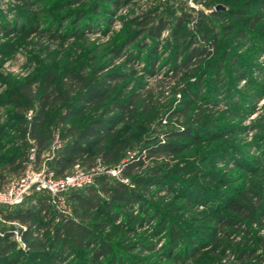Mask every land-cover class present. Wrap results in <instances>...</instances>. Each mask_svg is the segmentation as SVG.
Returning <instances> with one entry per match:
<instances>
[{
  "label": "rangeland",
  "instance_id": "374dc122",
  "mask_svg": "<svg viewBox=\"0 0 264 264\" xmlns=\"http://www.w3.org/2000/svg\"><path fill=\"white\" fill-rule=\"evenodd\" d=\"M81 1L63 5V0H31L30 6L23 0H0V168L13 158L17 163L27 158L31 124L40 110L38 102L46 89L47 76H54L51 86L65 92L72 87L71 75L86 78L97 72L99 82L105 75L118 74L117 79L108 82L104 97L86 101L81 105V112L67 123L56 119L46 130L55 137L61 128L71 123L83 128L91 120L105 115L115 101L138 96L131 114L121 116L122 122L103 147L114 150V155H122L121 161L114 165L103 163L100 157L90 165L80 161L67 176L94 175L87 187L98 189L95 179L101 175H108L112 182L119 180L133 186L132 179L123 175L130 162L144 163L143 167L134 169L136 177L148 176L157 169L164 182L145 194L150 203L148 212L153 207V210H162L166 214L167 229L176 226L182 233L180 240L173 242L168 231L160 235L151 229L157 221L144 225L129 221L128 228L115 232L116 226L126 222L127 209L120 210L118 222L99 230L109 238V244L122 252L125 264H192V257L177 261V255L183 254L188 242L193 240L190 252L200 244L209 246L212 230L218 224L217 216L228 213V206L238 191L255 179L252 169L264 170V0H132L117 9L106 2L104 5L112 10L110 22L107 26L102 23L106 27L93 30L77 24L76 17L78 12H89L95 0ZM247 1L250 7L241 17L227 14L231 6ZM147 18L153 21L141 25L147 26L146 30L164 20L166 26L160 36L153 40L145 31L135 43L124 48L120 56H115L113 50L142 30L138 22ZM252 18H257L255 27L249 29ZM92 20L97 24V19ZM179 22L182 29L176 34ZM32 25L36 28L34 33L22 32L23 26L28 29ZM200 27L211 30L219 48L213 49L211 42L203 39ZM241 29L245 30V35L238 33ZM56 32L65 36L52 39ZM78 33L82 34L81 38ZM201 46L211 47L215 58L219 55L223 59L219 69H212L198 85L193 84L197 93L194 97L183 93V71L176 75L172 66L181 65L194 48ZM191 68L197 73L208 69ZM243 74L246 79L241 77ZM195 80L198 82L195 77L190 81ZM51 93V102L45 109L47 121L64 111L58 100L60 95ZM26 94L34 98L31 106ZM192 99L194 107L208 110L206 116L215 114L208 119L214 135L202 134L196 129L194 134L202 139L181 138L190 147L180 155L150 154V148L171 140L170 132L192 126L187 120L191 112L184 111L185 102ZM114 114L119 111L114 110ZM22 117H26V123H22ZM221 125L227 126L226 132L217 131ZM54 154L51 147L43 154L40 164ZM188 163L195 170L176 176L177 170ZM3 173L8 175V183L16 178L8 170ZM204 174L214 178L213 182L204 180ZM173 178L178 182L176 186H172ZM62 199L60 205L48 202L46 222L49 224L44 231V235L49 232L47 238L63 225L64 216L95 230L92 220L80 219L75 204L68 202L65 194ZM190 200L192 204H188ZM140 213L144 215L139 206L132 211V214ZM105 219L100 218L96 224ZM2 224L22 227L18 221L3 223L0 219V227ZM208 250L209 247L202 249L203 258L194 262L217 263L207 259ZM91 254L90 250L80 249L78 257L69 253L57 263L51 254L36 259L34 264H92L83 259ZM109 261V255L102 259L103 264ZM231 261L232 258H226L224 263Z\"/></svg>",
  "mask_w": 264,
  "mask_h": 264
},
{
  "label": "trees",
  "instance_id": "16d2710c",
  "mask_svg": "<svg viewBox=\"0 0 264 264\" xmlns=\"http://www.w3.org/2000/svg\"><path fill=\"white\" fill-rule=\"evenodd\" d=\"M23 1L30 6L32 4L31 0ZM78 1L81 0H63L65 2L63 5ZM130 1L132 0H95V3L93 2L91 4L89 12H78L76 23L85 25V28L89 30L106 27L110 22L112 10L104 4L109 2L114 9H117L118 7L128 5ZM81 2H84V0ZM263 5L264 3H262ZM249 7V1L243 2L231 6L227 14L241 17ZM92 19H97V24L92 22ZM256 19L249 22V29L255 27ZM152 21V18L139 20L138 25H149L150 23L152 24ZM102 23L106 24V26H103ZM165 26L164 20H161L156 26L149 27L148 30H146L147 26H141L143 27L141 28L142 30L136 31L133 37L123 40V44L119 47L117 46L113 50V53L117 57L120 56L122 50L135 43L145 31L148 32L151 39H156L160 36V32ZM28 27L27 29L26 26H23L21 29L22 32L28 34L35 32L36 28L34 25ZM181 27L182 22H179L176 25V34H179V31L182 29ZM199 31L202 33L203 39L211 42L213 49L219 48L218 39L216 36L215 38L211 36V30L209 28L200 27ZM244 31V29H241L238 33L245 35ZM76 35L79 38L82 37L80 33ZM64 36V34L59 35L56 32L52 36V39L57 40ZM245 38L248 37L245 36ZM210 48L204 46L194 48L193 52L185 58V61L181 65L175 64L172 66L176 75L183 71L184 94L196 97L197 93L193 89V84L198 85L208 75V72H211L212 69L220 68L219 66L221 65L220 63L223 57L220 58L218 55L215 58ZM153 65L155 64L153 63ZM192 66H204L208 69L197 73L192 70ZM118 77V74L105 75L104 80L97 82V72L87 75L86 78L71 75L72 87L70 90L64 92L61 88L58 89V87L51 86L54 76H47L45 80L46 89H44V94L38 102L40 110L31 124L32 128L29 134V137L34 140L38 149V164H40L43 154L51 149L56 140L55 137L61 143V148L55 152L51 159L47 160V166L55 172L58 178L69 175V171L80 161L88 165L95 163L98 157L105 164L114 165L121 161L122 155L119 153L114 155V150H107L103 147L109 143V135L111 132L122 122L123 118L121 116L131 114V109H133L136 101L139 99L138 96L133 95L127 97L124 101H115L113 108L108 109L105 115L91 120L83 128H77L71 123L61 128L59 134L55 137H52L51 133L46 130L48 125H54L53 120L57 119L62 124L67 123L70 118L76 116L75 114L81 112L83 109L81 105H85L86 101L100 100L104 97L105 89L109 84L108 82ZM194 77L195 79L197 78L198 82L196 80L194 82L190 81ZM241 77L246 79L244 74ZM51 91L60 95L58 100L62 102L64 111L52 116L47 121L45 109L51 102V96L53 95ZM25 98L29 100L28 106L34 103L33 96L31 97L29 94H26ZM194 104L195 101L193 99L187 100L184 104V111L191 112L187 120L192 123V126L183 131L177 130L170 132L168 137L171 140L150 148V154L166 152L171 156L180 155L190 147V144L184 140H180L181 138H193L198 141L202 139L198 136L199 134H194L196 129L201 130L202 134L214 135L215 132L210 129L211 122L208 119L214 117L215 114H208L209 116H206L205 113L208 110L200 106L194 107ZM114 110H118L119 114L112 115ZM21 121L22 123H26V117H22ZM217 131L226 132L227 126H218ZM27 161L28 156L19 163H17L16 158H13L9 163L4 164V166L2 165V168H0V190L5 189L8 185V175L4 174L3 170H8L11 176L19 177L25 171ZM143 165L144 163L141 161L130 162L126 164L123 170V175L132 179L133 186L119 180L112 182L108 175H101L95 179L99 187L98 189L91 186L70 190L65 193L68 202L75 204L77 212L80 213V219L92 220L95 230L85 227L79 221L64 216L63 225L56 228L52 233L53 235L47 238L49 232L44 235V231L49 224L46 222V219L49 215L48 202H51V196L45 192L34 193L19 207H2L0 209V219L1 221L3 220V223L18 221L24 227L20 231L27 243V250L22 249L14 240L13 230L16 227L2 224L3 226L0 227V264H4L7 261L9 264H34L36 259H42L51 254H54V262L57 263L61 261L60 258H63L69 253V256H73L74 258L78 257V251L80 249H87L92 252L91 257L83 258L92 264H103L102 259L106 255H109L110 261L108 264H125L123 262L122 252L109 244V238L104 237L103 232L99 230L118 222L123 209H127L129 214L127 215L125 223L115 227V232L118 233L121 229L128 228L129 221H136L139 225L157 221L151 229H154L160 235L168 231L173 242L180 240L182 233L176 226L173 225L171 229H167L166 214L162 210H153V207L151 208V212H148L147 207H149L150 203L146 200L145 194H150L153 188L164 182V178H162L163 176L157 169L152 170L148 176L136 177L134 175V169L141 168ZM194 170L195 168L188 163L177 170L175 174L176 176L191 174ZM251 175H254L255 179L249 181V184L244 189L238 191L236 197L234 200H231V204L228 206V213L217 216L218 224L212 230L209 246L204 247V244H200L195 251L190 252L192 250H189V248L195 242L194 240L188 242L189 246H187L184 253L177 255V261H182L188 256L192 257L194 261L201 260L203 258V256H200L203 253L202 249L209 247L206 253L208 256L207 259L210 262L212 260L217 262L214 264H264V170L254 168L251 171ZM203 178L210 182H213L214 179L208 176V174H204ZM171 181L173 182L172 186L178 184L174 178ZM139 189L145 192L143 193ZM188 204H192V201L190 200ZM136 206H139L140 212L144 213L143 216L141 213L132 214ZM100 218L107 219L102 223L96 224V221ZM98 230L99 232H97ZM227 241L230 244H226ZM226 258H232V261L224 263ZM194 261L192 264H199ZM200 264H209V262L203 261Z\"/></svg>",
  "mask_w": 264,
  "mask_h": 264
},
{
  "label": "built area",
  "instance_id": "2783aa9c",
  "mask_svg": "<svg viewBox=\"0 0 264 264\" xmlns=\"http://www.w3.org/2000/svg\"><path fill=\"white\" fill-rule=\"evenodd\" d=\"M29 152L26 169L23 174L11 180L5 189L0 190V209L2 207H19L23 205L34 193L45 192L51 196L53 204L60 205L63 195L74 189L87 187L92 183L91 174L80 173L75 176L58 178L55 172L47 166V158L42 164L37 163L38 149L31 138H29ZM61 148V143L56 138L52 151L56 152ZM116 172H114L115 174ZM13 230L14 240L18 245L27 250V243L23 238L20 229Z\"/></svg>",
  "mask_w": 264,
  "mask_h": 264
}]
</instances>
